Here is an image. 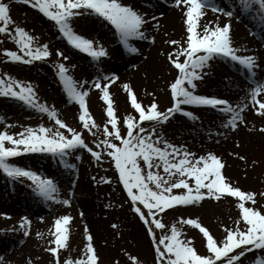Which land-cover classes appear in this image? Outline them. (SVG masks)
<instances>
[{"label": "snow or ice", "instance_id": "1", "mask_svg": "<svg viewBox=\"0 0 264 264\" xmlns=\"http://www.w3.org/2000/svg\"><path fill=\"white\" fill-rule=\"evenodd\" d=\"M38 10L44 17L54 22L59 34L71 47L88 54L94 60L106 56V50L93 39L87 38L75 30L74 18L98 16L107 21L118 35L119 42L131 53H138L139 49L132 41L134 39L155 42V37L146 35L144 26L148 22L146 13H141L131 4L123 0H16ZM174 6L184 13L186 24V41L168 40L174 46L171 52L165 54L169 62L178 70L174 81L168 87L172 98L170 107L161 111L158 103L153 100L149 105H142L137 99L131 85L124 83L130 105L135 113L126 115L122 120L116 115L114 100L111 97L109 86L119 79L116 73L101 74L92 81H76L69 73V67L62 61L69 57L60 49H56V56L62 58L55 64L56 75L70 100L79 105L82 129L95 136L93 129H99L94 117L87 107L86 98L89 84L101 92V99L106 103L107 121L103 126V140L94 141V146L84 140L82 131L68 125L54 106L41 102L30 82L20 81L11 75H0V96L18 99L24 104L47 114L57 126L55 129L40 124L37 127L26 126L19 133H10L0 130V171L8 177H25L33 182L35 190L46 199L56 200L53 195L57 191L54 180L42 177L35 171L26 169L10 162V158L28 152H47L59 156L66 167L74 169L75 163H69L66 157L78 149L86 150L97 162L106 154L114 164L118 173L119 183L129 198L133 212L146 227L148 236L155 253V264H243L242 258L249 253L258 252L251 264H264V211L256 207V197L259 194L242 190L234 186L222 172L224 162L213 152L197 155L185 145H176L164 138L162 131L157 134L156 126L169 122L179 113L197 120L192 111L184 106H206L217 109L226 114L224 128L236 130L240 123H245L243 113L249 108V103L233 104L227 98L215 95L198 94L197 81L203 80L205 69L213 59L224 57L237 62L246 69L252 77L253 87L247 93L255 112L264 116V80L256 79L255 69L259 67L258 57L255 54L240 55L231 39V21L220 25L212 22L204 23V9H210L222 15L232 17L234 9L241 12L255 10L264 19V0H233L227 8L221 6L218 0H173ZM156 20L155 17H150ZM10 25H15L10 27ZM156 27L159 22L156 21ZM0 34H7L14 40L18 50L4 48L6 58L13 62L31 64L33 61L44 60L52 55L49 46L45 43H35L36 38L19 24H15L10 15V4L0 0ZM254 34V33H253ZM183 56V60L180 57ZM73 67H75L73 65ZM3 120V117H0ZM148 123V127L144 126ZM110 125V128H109ZM66 130L65 131H62ZM264 131V127L261 128ZM221 134V133H218ZM119 141V143L114 142ZM239 155V154H236ZM244 159L243 156L239 157ZM79 155L75 160H80ZM95 179V178H94ZM100 183L112 182L111 177H100ZM180 189L181 191H174ZM233 197L238 200L239 219L234 227L224 226L226 235L217 240L210 230L204 226L199 218H180V226L173 223L168 230L160 217L166 209L177 205L184 206L199 203L204 198L219 201L221 198ZM247 202H250L247 203ZM69 205L71 201L64 199ZM71 216L63 215L55 219L53 240L49 244V251L55 258V264H98L99 256L93 245V236L85 226V254L79 258L71 257L62 262L59 250L67 248L69 221ZM241 221L243 226H241ZM30 221L25 217L20 226L24 235ZM183 225L194 226L202 233L206 240V254H201L193 246L191 237L183 236ZM116 227V225H113ZM157 230L161 235L157 236ZM40 236V233H37ZM132 264H143L135 255H129ZM29 264H32L29 258ZM114 264H119L118 261Z\"/></svg>", "mask_w": 264, "mask_h": 264}, {"label": "rangeland", "instance_id": "2", "mask_svg": "<svg viewBox=\"0 0 264 264\" xmlns=\"http://www.w3.org/2000/svg\"><path fill=\"white\" fill-rule=\"evenodd\" d=\"M4 2L10 4L12 21L28 30L36 38V44H48L56 39V35L60 36L54 22L44 17L38 10L31 8L29 5L16 2V0H4ZM235 16L236 14L230 17L234 22L236 21ZM91 17L95 20L89 18V16L74 18L75 28L83 26L94 30L95 26L98 27V31L95 29L96 33L102 35L101 38L99 37V44L109 56L117 55L118 57L121 51H127L120 42L112 39L113 32L116 34L114 28L110 29L106 26V22L104 24V21H97V17ZM262 20L264 21V19ZM95 22L97 23L96 25ZM14 26L10 25V27ZM260 44L264 45L262 42ZM4 48L14 51L18 50L14 40L9 39L7 34H0V75L7 73L20 81L30 82L39 100L46 102L50 107L54 106L61 119L71 127L82 131L83 138L89 146H94V141L104 139L103 126L108 118L106 116L107 105L101 99V94L95 98L96 111L91 110L87 103L90 114L94 117L96 124L100 125L98 130L93 129L96 132V135L93 136L87 130L82 129L79 121V105L67 96L56 75L57 70L45 60L46 58L33 61L31 64L13 62L6 58L2 51ZM225 60L226 58L219 57L212 61L218 64L220 61L226 63ZM227 60L231 61L230 59ZM175 71L178 72V70ZM166 92L165 109L170 107L172 103L170 91L167 90ZM209 95L222 97L218 89H212ZM184 107L189 111L188 106ZM114 108L116 109L115 105ZM116 115L119 116L117 109ZM134 116L138 118L137 113ZM177 116L186 119L185 116L177 113L170 120L175 119ZM0 117H3V120H0V130H7L10 133H19L26 126L37 127L40 124L54 129L57 127L47 114L29 107L18 99L7 96H0ZM122 120L123 118L121 117V129L123 132ZM169 124L157 125V134L162 131L164 138L168 141L176 145H183L179 129L175 127L177 134H174L171 132L172 130H168ZM145 127H148V125ZM61 130L66 133V130ZM211 133H214L215 136L213 137L215 139L217 138L216 136H220L219 132ZM232 137L233 142L231 143L233 145H230V151L235 148L234 145H237V147L241 145L238 136L233 135ZM114 142L119 143V141ZM196 154L202 155L200 152H196ZM76 155H79L81 159L75 160ZM217 155L221 157L224 165L229 163V159H231V154L228 155V153H217ZM65 159L69 163H75L76 167L74 169L66 167L59 156L47 152H22L18 156L10 158V162L16 165L35 171L42 177L54 180L57 185V191L53 193L57 197L56 200L46 199L39 195L35 190V185L28 178L23 176L10 178L0 171V207L10 212L14 218L11 225L0 227V264H29V258H31L32 264H55V258L47 249L55 246L54 244H49V241L54 239L52 235L54 221L63 215L71 216L72 219L70 221L72 222H80L79 224L82 228H78V230L69 229L68 246L59 250L61 262L69 257L76 259L85 254L87 240L84 229L87 226L93 236V245L97 254L100 249H103L101 253L103 259L98 255V264H114L116 261L119 264H132L129 255L137 256L143 264H155V253L151 238L148 236L143 222L133 212L131 202L122 184L119 183L118 173L114 164L107 155L105 154L104 158L97 162L86 150L78 149ZM262 175L264 177V168ZM104 176L111 177L112 182L100 183V177ZM229 180L231 181V179ZM174 191L181 190L175 189ZM64 199H69L71 203L65 205L63 203ZM257 200L259 202L257 207L264 211V197L257 198ZM88 202H90L91 206H94L92 211L94 216L105 224V229L110 231H107L110 233L108 237L102 236L98 228H91L89 216L82 206ZM230 204L232 205L226 197L221 198L219 201L212 198H204L199 203L181 206V210L184 213L180 215L176 213L175 218L164 219L161 217L162 214H160L159 218L168 226L164 230L165 233L168 232L173 223H176L179 227L181 217L199 218V221L210 230L214 237L217 240H221L226 235L224 226L234 227L235 222L240 217L239 209ZM179 206L177 205L165 211L176 209ZM25 217L28 220L31 219L30 217H34L35 222L48 223L50 226L36 232L27 228L29 235L25 236V229L20 226L21 220ZM113 225H116V227H113ZM241 226H243L242 221ZM93 230L100 233L102 238L95 239ZM37 233L41 235L38 236ZM161 234V231L157 230V236ZM183 236L185 238H193V246L196 249L202 248L205 251L203 254H206V240L198 229L194 226L183 225ZM259 254L258 252L247 254L242 258L243 264H251L254 256Z\"/></svg>", "mask_w": 264, "mask_h": 264}, {"label": "bare ground", "instance_id": "3", "mask_svg": "<svg viewBox=\"0 0 264 264\" xmlns=\"http://www.w3.org/2000/svg\"><path fill=\"white\" fill-rule=\"evenodd\" d=\"M123 2L131 4L139 12L147 14L145 18L148 22L145 24L144 29L146 35L155 37L154 43L149 40L134 39L132 43L139 49L138 53L124 50L119 53L118 57L117 55L109 56L107 53L106 56L99 58V60H94L88 54L68 45L61 35H56V39L47 44L52 55L45 60L56 70L55 64L62 61V58L56 56V49H60L69 57L67 61L62 62L69 67V73L78 82H92L97 75L116 73L119 79L109 86V91L120 118H124L128 114H136L132 110L127 92L123 88L124 83L131 85L142 105H149L155 100L159 109L163 111L166 106L165 99L167 98L166 91L169 90L168 85L174 81L178 74L175 71L177 69L165 55L171 52L174 47L168 44L167 41L179 40L181 43L186 41L184 13L180 8L174 6L173 0H123ZM218 3L227 8L233 3V0H218ZM204 11L205 16L202 17L204 23L212 22L213 24L223 25L229 20L231 21V39L234 47L238 49V54L240 55L255 54L258 57L259 67L255 69L256 79L264 80V45L260 44V42L264 43V21L260 18V15L255 10L241 12L239 9H234L236 13V21L234 22L230 17L210 9H204ZM95 17L98 18L97 21H104V24L106 22L108 28H113L107 21L98 16ZM150 17H155L156 20H151L149 19ZM89 18L95 20L91 16ZM156 21L159 22V27H156ZM95 29L99 28L95 26ZM95 29H88L83 26L75 28L80 34L93 39L100 45L99 37L101 38L102 35L97 34L98 30L96 31ZM112 39L119 42L118 35L114 32ZM180 59L183 60V56ZM225 62L220 61L217 64L210 61V65L205 69L206 75L203 80L197 81L198 88L196 91L198 94L209 95L212 89H218L221 96L229 99L234 105L241 102L249 103V108L243 113L246 122L240 123L236 130L224 128L222 124L226 121V114L219 113L217 109L211 107L190 105L188 106L189 111H192L199 119L191 120L187 117L185 119L177 116L167 122L170 123L168 130H172V133L177 134L175 129L177 127L180 131L183 145L193 153L231 154L229 163H226L222 169L224 175L231 179L234 186L259 194L264 192V177L262 175L264 168V131L261 130L264 127V116L257 114L250 101L246 99L250 88L254 86L252 77L237 62L227 59ZM84 87L90 88L86 101L90 109L96 111L95 98L101 92L91 88L90 83L84 85ZM93 90L94 92H92ZM261 95L264 96V93ZM147 125L148 123L144 124V126ZM204 125L206 126L204 127ZM211 132H219L221 137L216 136V140L213 137L215 136L214 133ZM233 135L238 136L241 145L240 147L234 145L235 148L230 151L229 147L233 145L231 143L233 142ZM208 139L211 141L209 142ZM240 156H243L244 159H240ZM261 197L257 195L256 207L259 205L257 198ZM226 198L232 203V205L230 204L231 206L237 207L238 200L236 198L230 196ZM82 206L89 216L91 228H98L102 236L108 237L110 234L108 232L110 231L105 229V224L92 213L94 206H91L90 202ZM181 208L179 206L176 209L164 211L161 217L164 219L175 218L176 213L179 215L184 213ZM30 218L28 229L34 232L50 226L48 223L35 222L34 217ZM13 220L12 214L0 207V227L11 225ZM79 223L69 221L68 228L78 230V228H82ZM212 231L217 235L214 230ZM93 233L95 239L102 238L100 233L94 230ZM197 250L201 254L205 252L202 248H197ZM102 252L103 249H100L98 255L103 259Z\"/></svg>", "mask_w": 264, "mask_h": 264}]
</instances>
